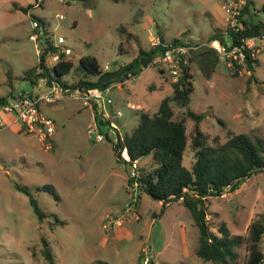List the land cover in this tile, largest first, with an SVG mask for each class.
<instances>
[{"label":"rangeland","instance_id":"1","mask_svg":"<svg viewBox=\"0 0 264 264\" xmlns=\"http://www.w3.org/2000/svg\"><path fill=\"white\" fill-rule=\"evenodd\" d=\"M238 1L0 0V95L10 97L33 86L21 77L38 60L40 41L30 37L36 31L33 20L54 44L58 35L64 37L57 45L71 50L67 56L73 68L61 76L69 84L81 76L76 70L81 55H94L101 66L113 69L128 62L139 45L150 47L161 36L165 42L196 41L220 33L229 41L227 26L239 23L231 21L225 6ZM253 2L249 11L255 12L254 19L263 20L264 0ZM120 24L134 33L120 43L122 50L118 47ZM257 59L253 71L239 73L206 47L191 51L186 63L192 89L185 106L172 102L175 116L187 108L203 114L200 127L209 141L218 136L221 142L231 130L261 137L264 146V48ZM172 81L166 67L153 64L113 83L103 96L111 99L109 108L121 111L113 118L117 128L108 122L98 124L92 105L75 90L53 102L41 101L42 113L55 126L54 145L49 149L36 134L19 131L15 125L0 126V264H45L42 237L51 248L53 264H143L145 254L159 264H214L196 255L198 227L182 202H172L160 211L159 200L141 192L134 213L125 211L129 219L122 224L123 236L113 238L115 229L102 227L106 213L123 212L131 200L125 182L131 164L117 160L112 141L130 132L141 111L154 112L160 100L172 94ZM38 83L45 85L42 78ZM131 103L136 107H130ZM192 123L186 119L188 130ZM89 125L95 129L91 134ZM96 132L101 139L94 138ZM192 160L193 151L187 147L183 164L189 167ZM151 162L152 156L145 155L136 161L137 169ZM15 183L32 190L47 213L45 218L38 219L27 194ZM44 183L53 184L57 195L35 189ZM132 192L138 195L139 189ZM225 192L206 200L209 226L217 231L225 221L231 234L245 236L248 223L264 212V170L252 172L238 188ZM244 242L237 248L236 264H245ZM261 246L264 251V235Z\"/></svg>","mask_w":264,"mask_h":264},{"label":"trees","instance_id":"2","mask_svg":"<svg viewBox=\"0 0 264 264\" xmlns=\"http://www.w3.org/2000/svg\"><path fill=\"white\" fill-rule=\"evenodd\" d=\"M251 5H254L253 0H245L240 8L237 29L227 26V34L233 42H238L240 36L243 35L264 34V19L253 18L255 12L251 13L248 9V6ZM262 8L264 9V4ZM243 13H247V16L243 17ZM117 31L121 37L118 47L119 50H122L120 43L131 39L134 33L124 24L118 25ZM208 38L225 41L220 33H212ZM39 41L38 60L24 70L21 77L32 85L43 78L47 84L58 82L70 89L79 88L80 90L94 86L106 88L112 86L113 83L122 82L139 73L143 67L153 65L152 58L164 50V43L182 42L179 38L165 42L161 36L160 42L151 44L150 47L139 45L136 54L128 62L118 64L113 69H104L94 55H81L76 67L81 76L75 82L68 84L61 79V76L73 68L72 59L67 55H62L59 60L51 64L47 63L48 55L56 47L50 35L44 30ZM207 50L214 53L213 49L207 48ZM188 60H192V56L188 57ZM216 60L217 56L214 55V61ZM257 62V58L248 59L247 66L253 71ZM180 66V74L176 80L171 82L172 94L164 96L154 112L141 111L136 125L130 132L125 133L122 137L117 134L116 140L112 141V148L117 160L132 164L134 160L145 155L152 156L150 165L137 169L136 179L139 189L137 197L139 198L140 193L144 192L152 198L160 200V211H162L167 206L166 202L176 201L182 195L181 202L187 207L194 224L198 227V244L195 249L198 257L203 260H212L214 264H236L237 248L245 241L247 250L245 264H264V251L261 246V239L264 235V212L259 214L257 219L248 223L247 232L245 236H242L241 234H231L225 221H221L217 231H214L208 223L206 202L211 195L221 196L226 188L231 191L235 190L252 172L264 170L263 139L258 136L252 138L246 132L228 130L225 140L220 142L218 136H213L209 141L208 134L200 127L203 114L187 108L185 112L175 116L172 102L185 106L192 89L188 63L180 61ZM158 69L163 73L164 68L159 67ZM129 72L132 76L127 75ZM232 74L236 75V72H232ZM25 93L32 94L31 92ZM8 95H0V104L8 99ZM92 106L96 109V104L93 103ZM187 118L193 120L190 130L187 129ZM95 121L98 124L108 122L102 120L98 112H95ZM187 147L193 151V160L189 167L183 164V155ZM123 148L126 149L129 160L122 155ZM129 172H127V182L134 179L129 175ZM15 186L27 194L38 219L45 218L47 213L39 206L32 190L19 183H15ZM35 189L47 190L57 195L51 183L36 185ZM60 223H64V221L60 220ZM42 243L41 253L45 264H53V254L44 237H42Z\"/></svg>","mask_w":264,"mask_h":264},{"label":"built area","instance_id":"3","mask_svg":"<svg viewBox=\"0 0 264 264\" xmlns=\"http://www.w3.org/2000/svg\"><path fill=\"white\" fill-rule=\"evenodd\" d=\"M245 3L244 0H239L234 4L229 6H225L227 11H230L229 14L231 16V21L234 23H238V14L240 13V8ZM33 28H36L30 37L34 40H39L41 34L43 33V28L39 24L37 20L32 21ZM234 29L238 28V25H231ZM65 41L64 37L58 35L56 38V43L54 46L56 49L48 55L49 60L47 59V63H52L61 58L62 55H68L71 53L69 47L64 46L61 47L57 44L63 43ZM160 42V39L156 40L153 44H157ZM165 48L162 52L155 54L152 58L151 63L163 65L169 71V74L172 76L173 80H176L178 75L181 72L180 61L186 63L187 55L199 48L200 46L213 49V51L222 59L225 60L227 66L235 70L236 72H248L250 73V68L247 66V60H254L257 58L258 53L264 48V34L263 35H246L240 36V40L238 42L229 41H221L218 38L213 39H201V40H183L182 42L167 44L164 43ZM38 53H40V43L37 48ZM108 65L104 66V69H108ZM127 75L132 76L129 72ZM43 79V78H42ZM127 79V78H126ZM125 80V79H124ZM123 80V81H124ZM122 81V82H123ZM45 85H47L48 89L42 91L40 93H25V92H17L13 96L8 97V99L0 104V114L2 111L10 112L14 115L15 120L19 123L20 129L23 132L36 134L40 141L42 142L45 149H49L52 147V135L55 130L54 122L51 118L46 117L40 108V102H53L57 99L64 96L66 93H71L73 90L79 92V96L84 100L85 103L96 104V108L98 109V115L102 120H107L109 126L112 128H117L113 118L121 115V111L117 110L116 112L111 111L106 108V104H111L110 98H105L103 96L104 92H108L111 86L106 88H100L97 86L90 87L84 90H80L79 88L70 89L68 86H63L61 83L53 82L52 84H47L44 79ZM130 107L135 108V104L131 103ZM4 123L1 115H0V126ZM94 126H88V133L91 134L94 131ZM102 135L99 132L94 134V138L101 139ZM122 155L129 160L127 151L125 148L122 149ZM134 160L131 164V169L129 175L134 177L131 182H127V187L129 188L131 200L128 202L127 206L123 208V212L121 213H106L104 216V220L102 222V227L105 230L114 229L117 226H121L125 220L129 219V215L134 213V208L137 204V195H135L132 191L134 189H138L137 182V165ZM226 192H223L221 196H225ZM183 196L180 195L176 201H168L166 204H170L172 202L181 201ZM129 212V215L125 213ZM142 251H147L146 248L142 247ZM143 264H159L158 261L153 260L149 254H145L143 258Z\"/></svg>","mask_w":264,"mask_h":264},{"label":"crops","instance_id":"4","mask_svg":"<svg viewBox=\"0 0 264 264\" xmlns=\"http://www.w3.org/2000/svg\"><path fill=\"white\" fill-rule=\"evenodd\" d=\"M48 86L47 85H44V86H42L40 83H36V84H33V86H32V88L30 89V90H26V91H24V92H31L32 93V91H33V93H39V92H42V91H46L48 88H47ZM23 92V91H22ZM92 105V104H91ZM93 107V106H92ZM110 107L111 108H109V104H106V108L107 109H109V110H112V111H114L113 110V107H112V105H110ZM95 110V112H97V108L96 109H94ZM1 117H2V119H3V121H4V125H6V126H16V128L19 130V131H21V129H20V125H19V123L15 120V118H14V115L12 114V113H10V112H7V111H2L1 112ZM94 117H95V115H94ZM95 120V119H94ZM40 140V139H39ZM54 136L52 135V147H53V145H54ZM41 142V141H40ZM41 144H42V142H41ZM43 145V144H42ZM44 147V146H43ZM51 147V148H52ZM125 182L127 183V177H126V179H125ZM139 199H140V197H139ZM159 202L161 203V201L159 200ZM177 202H181V201H177ZM169 205V204H168ZM167 205V206H168ZM153 213H157V212H153ZM153 213H152V215H153ZM139 216V215H138ZM154 216V215H153ZM128 220V219H127ZM151 221H153V220H151ZM115 230L113 231V234L111 235L113 238L115 237V236H123V225H121V226H117V227H115L114 228ZM139 229V230H138ZM137 230H138V234L141 236L142 234H141V232H140V227L138 228ZM105 239V238H104Z\"/></svg>","mask_w":264,"mask_h":264}]
</instances>
